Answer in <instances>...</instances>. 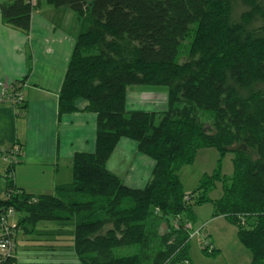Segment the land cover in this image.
<instances>
[{"label": "trees", "instance_id": "1", "mask_svg": "<svg viewBox=\"0 0 264 264\" xmlns=\"http://www.w3.org/2000/svg\"><path fill=\"white\" fill-rule=\"evenodd\" d=\"M46 2L69 7L81 23L59 93V117L78 110V99L87 100L86 110L97 114L96 147L75 154L73 181L55 194H27L10 176L0 208L24 214L18 228L75 220L80 264H197L186 224H196V206L212 203L214 217L236 226L252 264H264V0ZM237 4L245 10L233 19ZM39 5L0 0L5 23L26 34ZM133 85L165 87L167 109H128ZM24 103L14 107L21 112ZM122 138L136 141L155 161L142 188L126 185L108 168ZM204 148H216L221 158L187 192L180 171ZM230 151L234 171L227 175L221 162ZM21 153L20 143L12 146L11 156ZM218 183L222 195L214 199ZM174 217H180L179 228ZM163 224L169 230L161 233ZM135 245L134 254L116 253ZM202 249L207 255L220 251L215 245L211 252ZM0 264L18 262L12 256Z\"/></svg>", "mask_w": 264, "mask_h": 264}, {"label": "crops", "instance_id": "2", "mask_svg": "<svg viewBox=\"0 0 264 264\" xmlns=\"http://www.w3.org/2000/svg\"><path fill=\"white\" fill-rule=\"evenodd\" d=\"M39 1L40 5L32 14L29 34L5 23L0 9V82L8 83L9 91L15 83L22 82L25 102L20 112L11 103L0 100V200L8 197L10 176L16 189L27 194H55L59 185L73 181L75 154L93 152L96 147L97 114L86 110L87 100L78 99V110L59 117V93L81 23L76 15L64 9L67 7L56 8L46 0ZM68 19L70 21L66 23ZM148 92L151 90L143 86H130L128 108L136 105L137 108L132 109H142L144 94ZM16 143L22 145V153L16 157L19 163L10 172V151ZM154 166L155 161L141 153L136 141L129 138L119 141L108 160V168L118 174L126 185L135 188H142L148 183ZM201 208L195 207L196 217L198 221H207V226L211 220L225 218L212 215L213 205L212 212L210 209L211 213L202 218ZM22 217L23 214L17 212L13 219L19 222ZM38 223L25 222L18 228L17 262L18 235L34 232ZM207 232L213 236L209 228ZM39 236L37 243L42 242L39 250L45 247L55 250L54 245L45 243L48 238L57 237L53 228L46 225ZM26 237L23 236V245L29 249L33 245L28 244L30 239ZM216 241V247L221 251V241ZM35 257L49 256L37 253ZM246 264H252V256L248 257Z\"/></svg>", "mask_w": 264, "mask_h": 264}, {"label": "rangeland", "instance_id": "3", "mask_svg": "<svg viewBox=\"0 0 264 264\" xmlns=\"http://www.w3.org/2000/svg\"><path fill=\"white\" fill-rule=\"evenodd\" d=\"M64 9H68L72 15H76L69 7ZM244 10L245 7L243 5L237 4L233 11V19L239 18ZM69 21L70 20L68 19L66 23H69ZM145 89H149L151 92L144 94V103L141 104V106L143 105L141 107L142 109H132L137 108L135 105L132 107L130 106V110H146L159 113L167 109L168 92L165 87L146 86ZM130 105H132L131 102ZM219 153L220 152L216 148L201 149L198 152L194 164L186 165L182 168L180 174L187 192L192 191L198 186L203 173L206 171L212 172L217 167L218 159L221 158ZM234 157V152L230 151L222 158L221 166L223 174H233ZM221 195L222 186L218 183L216 188L212 190L211 197L219 198ZM212 205V203H205L203 206L200 205V207H202L200 209V215L202 218L212 212ZM176 220L180 223V217L173 218V225ZM61 224V221H41L38 223L34 232L27 235H18V264H80L74 247L75 220L67 221L66 225L60 227L59 225ZM46 225L51 229L53 228L57 236L52 239L48 238V240L45 241L46 244L54 245V251H52L51 247H45L44 249L39 250L40 244L42 243H37L40 238L39 233L42 231V228H46ZM207 225V221H198L194 224L195 228L200 229L198 234H196L191 241L190 255L194 262L197 264H246L248 257H251V253L239 241L236 226L231 224L226 218L216 219L214 221L211 220L209 226ZM208 228L213 236L207 232ZM168 230L166 224L161 226V233ZM23 236L29 237L30 240L28 242L30 243L28 244H32L33 247H29V249L24 248L22 240ZM204 236L210 239L215 246V241L217 239L221 241V251L216 255H207L201 247V241ZM137 251L138 247L136 245L116 249V253L119 255L134 254ZM37 253L48 254L49 257H41L39 259V257H35Z\"/></svg>", "mask_w": 264, "mask_h": 264}, {"label": "built area", "instance_id": "4", "mask_svg": "<svg viewBox=\"0 0 264 264\" xmlns=\"http://www.w3.org/2000/svg\"><path fill=\"white\" fill-rule=\"evenodd\" d=\"M22 82H17L14 84L11 91H9L10 85L6 82H0V100L3 102L15 104L24 103V95L22 93ZM17 151V149H16ZM16 157L12 156V161H15ZM185 199H190V195H186ZM16 211L13 207L0 208V259L5 257L15 256L16 241L13 236L18 230V220H14V215ZM174 227L179 228L178 220L174 222ZM186 228L191 230L190 238L192 239L196 234H198V228L190 222L186 224ZM200 228V227H199ZM201 247L208 249L209 252L213 250L214 244L210 239L203 237L201 241ZM188 263V261H186Z\"/></svg>", "mask_w": 264, "mask_h": 264}]
</instances>
